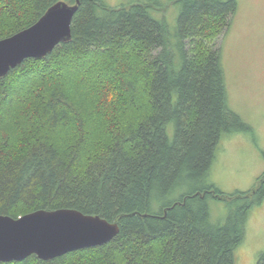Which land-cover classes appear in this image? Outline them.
Here are the masks:
<instances>
[{"label": "trees", "instance_id": "1", "mask_svg": "<svg viewBox=\"0 0 264 264\" xmlns=\"http://www.w3.org/2000/svg\"><path fill=\"white\" fill-rule=\"evenodd\" d=\"M57 1L0 0V39ZM237 11V0H80L70 41L0 78V215L74 208L120 226L102 245L0 264H238L264 173L246 192L210 180L223 136L253 130L229 105L218 44Z\"/></svg>", "mask_w": 264, "mask_h": 264}, {"label": "rangeland", "instance_id": "2", "mask_svg": "<svg viewBox=\"0 0 264 264\" xmlns=\"http://www.w3.org/2000/svg\"><path fill=\"white\" fill-rule=\"evenodd\" d=\"M238 11L218 44L226 72L228 102L253 130L223 136L210 180L225 193L251 190L264 173V0H237ZM167 16L174 20L178 8ZM213 220L225 221L223 202L210 201ZM264 253V199L251 207L243 241L235 249L238 264H257Z\"/></svg>", "mask_w": 264, "mask_h": 264}, {"label": "water", "instance_id": "3", "mask_svg": "<svg viewBox=\"0 0 264 264\" xmlns=\"http://www.w3.org/2000/svg\"><path fill=\"white\" fill-rule=\"evenodd\" d=\"M80 0H60L31 26L0 39V78L29 58H43L72 39ZM120 232L117 222L74 208L39 209L21 217L0 215V261L36 255L50 260L67 252L102 245Z\"/></svg>", "mask_w": 264, "mask_h": 264}, {"label": "bare ground", "instance_id": "4", "mask_svg": "<svg viewBox=\"0 0 264 264\" xmlns=\"http://www.w3.org/2000/svg\"><path fill=\"white\" fill-rule=\"evenodd\" d=\"M114 237H115V236H114ZM114 237H113V238H114ZM113 238H112V239H113ZM112 239H111V240H112ZM108 242H109V241H108ZM67 253H69V252H67ZM65 254H66V253H65ZM28 257H29V256H28ZM26 258H27V257H26ZM38 258H39V257H38ZM39 259H40V258H39ZM52 259H53V258H52ZM41 260H43V259H41ZM50 260H51V259H50Z\"/></svg>", "mask_w": 264, "mask_h": 264}]
</instances>
